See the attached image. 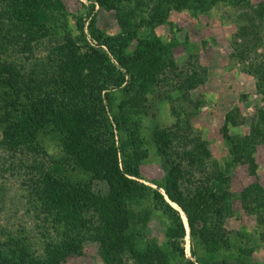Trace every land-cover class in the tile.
<instances>
[{"label": "trees", "instance_id": "trees-1", "mask_svg": "<svg viewBox=\"0 0 264 264\" xmlns=\"http://www.w3.org/2000/svg\"><path fill=\"white\" fill-rule=\"evenodd\" d=\"M85 1L89 7L83 17L69 15L64 0H0V39L4 38L0 47V150L13 157V165L22 163L19 169L29 170L34 177L29 182L26 210L36 222L33 229L38 228L42 235L44 230L48 233L47 238L39 239L40 253L21 237H11L5 245L0 243V264H65L69 257L83 253L91 231L95 232L98 256L105 264H123L124 255H129L134 264H153L157 245L139 247L133 234L134 227L149 217V211L138 214L131 208L139 199L150 200L170 219L168 243L184 257L179 247L185 233L183 221L165 197L184 212L191 237L199 238L205 251H215L218 223L228 210L230 198L222 188L228 177L207 168V150L190 146L194 151L173 154L170 130L155 129L150 138L161 156L164 176L157 188L138 179L139 162L147 153L139 117L146 108V95L160 87V75L175 67L169 56L170 45L158 38L137 37L146 21L137 17L135 10L126 13L132 1ZM222 2L240 11L236 35L241 42H235L233 49L238 59L249 63L261 90L264 51L259 60L253 53L264 43V0L162 1L167 10L171 6L196 13L207 12ZM95 6L116 12L120 24L116 33L98 27ZM69 16L80 36L72 34ZM165 16L152 14L147 22L161 23ZM46 36L51 42L46 55L55 64L50 74L41 77L37 62L28 72L14 55L22 52L26 58ZM202 74L203 69L187 70L178 88L188 91L197 81L202 82ZM117 94L119 100L114 106ZM183 111V125H187L190 110L182 106ZM234 111L227 112L226 123L234 118ZM255 117L248 135L230 143L235 154L264 141V134L259 133L264 107L257 108ZM189 127H184L185 132H190ZM222 131L229 142L226 124ZM48 140L59 146L58 157L45 152L43 145ZM28 154L33 163L26 165ZM182 161H186L184 167ZM94 178L105 181V197L92 192ZM241 195L244 210L264 223V188L253 184ZM208 208L215 218L213 226L209 222L212 218L204 215ZM199 222L201 227H197ZM9 245L10 249L4 248ZM195 257V262L187 259L185 264L206 262L202 256Z\"/></svg>", "mask_w": 264, "mask_h": 264}, {"label": "rangeland", "instance_id": "rangeland-1", "mask_svg": "<svg viewBox=\"0 0 264 264\" xmlns=\"http://www.w3.org/2000/svg\"><path fill=\"white\" fill-rule=\"evenodd\" d=\"M130 1L132 2L127 4L126 13L131 14L135 10L137 17L142 16L146 21L139 27L137 37L158 38L163 44L170 45L169 56L175 64V67L167 68L160 75V87L146 95V108L139 117L141 136L147 151L139 162V181L152 188H157L161 183L164 176L162 160L150 135L153 130L163 128L171 132V153L181 156L184 150L194 151L190 146L207 150L210 160L207 168L211 172L221 171L228 177L222 188L230 198L228 210L222 214L218 223L217 249L209 252L203 249L199 238L191 237L181 208L165 197L179 212L183 221L185 233L179 241V247L182 248L184 257H180L168 243L166 231L172 225L170 219L160 209H156L150 200H137L131 204V208L137 209L138 214L149 211L148 220L144 224L138 220L137 227L133 229L138 246L144 247L149 243L157 245L153 264H185L187 259L195 262L196 255L202 256L206 262L195 264H264V223H259L255 214L244 210L241 195L245 187L253 184L264 188V141H259L252 149L246 148V151H238L236 154L231 147L236 137L248 135L251 121L256 122L257 108L264 107V86L261 90L257 88L249 63L238 59L233 49L235 42H241V38L236 35V17L240 11L225 2L211 6L207 12L196 13L193 9L177 10L171 6L167 10L163 0ZM258 1L260 0H252V3ZM64 4L69 15L85 17L88 13L89 5L85 0H64ZM94 10L99 28L111 34L119 30L120 24L115 11L98 6ZM152 14L166 16L161 23L147 22ZM68 24L72 34L80 36L71 16L68 17ZM84 34L90 42L86 28ZM48 38H43L26 58V53L22 52H16L13 57L28 72L29 68H34L33 62H37L36 70L41 77L50 74L55 60H48L46 55L51 44ZM3 40L4 38L0 39V47L4 46ZM254 51L253 54L259 60V54L264 51V43ZM192 68L197 71L203 69L202 82L197 81L194 87L184 92L178 85L186 71H191ZM116 97L114 106L119 100L118 94ZM187 99L190 105L187 104ZM182 106L190 110L188 133L184 129L187 125H183ZM232 109L235 110L234 118L226 123L225 116ZM224 124L231 137L229 142L223 136ZM259 133L264 134V124H260ZM259 133L257 132L258 135ZM44 143V150L50 156L58 157L61 154L55 141L48 140ZM186 144H190L189 147ZM31 156L27 155L26 165L33 163ZM12 160L13 157L0 150V243L5 245L10 242L11 237H21L30 244L32 250L40 253L39 239L47 238L48 233L44 230L42 235L38 228L33 229V223L36 222L26 210V199L31 192L29 182L34 177L29 170L24 172L19 169L21 167L18 165L22 163L13 165ZM185 163L186 161H182L183 167ZM74 175L78 177L80 174ZM160 190L163 192L162 188ZM92 192L96 196L105 197L108 194L105 181L94 178ZM204 215L212 218L209 222L213 226L215 218L212 208H208ZM197 227H201V222ZM91 232L92 236L88 235L83 253L69 257L65 264H105L98 256L95 232ZM10 246L3 247L10 249ZM192 250L196 255H193ZM122 260L123 264L135 263L129 255H124Z\"/></svg>", "mask_w": 264, "mask_h": 264}]
</instances>
